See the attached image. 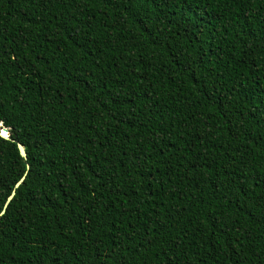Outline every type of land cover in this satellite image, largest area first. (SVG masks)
Segmentation results:
<instances>
[{
  "label": "trees",
  "instance_id": "16d2710c",
  "mask_svg": "<svg viewBox=\"0 0 264 264\" xmlns=\"http://www.w3.org/2000/svg\"><path fill=\"white\" fill-rule=\"evenodd\" d=\"M0 124V264H264V0H0Z\"/></svg>",
  "mask_w": 264,
  "mask_h": 264
},
{
  "label": "water",
  "instance_id": "95a60500",
  "mask_svg": "<svg viewBox=\"0 0 264 264\" xmlns=\"http://www.w3.org/2000/svg\"><path fill=\"white\" fill-rule=\"evenodd\" d=\"M0 136L6 138V139H11L10 137V133L7 127L3 126L2 124H0ZM17 143V148L18 151L20 153V155L24 158H26V151L22 145V143H20L19 141H16ZM24 176H22L16 183L15 186H18V184L23 180ZM14 195V190L8 195L5 203H4V208L7 206V204L9 203V201L11 200L12 196ZM4 208L2 209V211L0 212L3 213L4 212Z\"/></svg>",
  "mask_w": 264,
  "mask_h": 264
}]
</instances>
